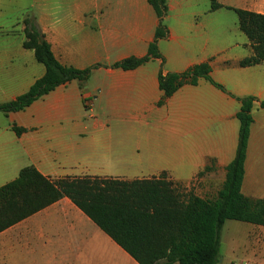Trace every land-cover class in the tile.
Wrapping results in <instances>:
<instances>
[{"label": "crops", "instance_id": "0c3cea01", "mask_svg": "<svg viewBox=\"0 0 264 264\" xmlns=\"http://www.w3.org/2000/svg\"><path fill=\"white\" fill-rule=\"evenodd\" d=\"M218 1L223 7L212 10L211 0H166L168 33L157 42L162 57L123 69L113 64L146 56L155 40L161 19L150 0H34L31 8L57 59L92 70L24 110L0 112V187L34 165L52 180L166 173L182 190L214 198L237 153L241 99L254 97L242 192L263 198L264 61L241 65L254 51L227 6L264 14V0ZM24 29L16 43L0 42V103L27 92L46 72L35 51L23 46ZM202 63L223 88L200 77L159 104L160 72ZM14 124L25 131L17 133ZM127 133L138 139L126 141ZM249 228L264 232L262 225ZM0 264L139 263L64 196L0 231Z\"/></svg>", "mask_w": 264, "mask_h": 264}, {"label": "trees", "instance_id": "16d2710c", "mask_svg": "<svg viewBox=\"0 0 264 264\" xmlns=\"http://www.w3.org/2000/svg\"><path fill=\"white\" fill-rule=\"evenodd\" d=\"M150 2L161 22L148 54L123 59L113 66L133 69L151 57H162L157 42L168 33L163 22L168 6L166 0ZM221 7L218 0H211L212 10ZM227 8L237 13L239 27L250 39L254 51L241 65L264 61V14L232 6ZM24 24L23 46L35 51L36 59L45 65L46 72L27 92L0 103V111L5 113L24 110L61 84L74 79L85 80L92 70L63 65L37 20L26 17ZM210 71V65L202 63L181 73L160 72L159 84L164 95L159 104L184 84H196L200 77L223 88L211 77ZM254 100V97L241 99L237 153L226 168V179L216 197L204 198L182 190L166 173L153 178L86 175L52 180L36 166L28 165L16 179L0 187V231L68 196L139 264H218L221 233L228 219L264 226V197L253 199L242 192ZM13 128L19 134L25 131L15 124Z\"/></svg>", "mask_w": 264, "mask_h": 264}, {"label": "rangeland", "instance_id": "374dc122", "mask_svg": "<svg viewBox=\"0 0 264 264\" xmlns=\"http://www.w3.org/2000/svg\"><path fill=\"white\" fill-rule=\"evenodd\" d=\"M33 1L0 0V42L16 43L15 41L24 37V19L30 17L37 20V13L31 8ZM228 26H233V19H228ZM124 136L129 142L138 139L136 134L127 133ZM195 186L198 187L199 183ZM251 224L233 219L225 222L221 233L220 264H264V232L250 229Z\"/></svg>", "mask_w": 264, "mask_h": 264}, {"label": "water", "instance_id": "95a60500", "mask_svg": "<svg viewBox=\"0 0 264 264\" xmlns=\"http://www.w3.org/2000/svg\"><path fill=\"white\" fill-rule=\"evenodd\" d=\"M218 264H220V263H218Z\"/></svg>", "mask_w": 264, "mask_h": 264}]
</instances>
